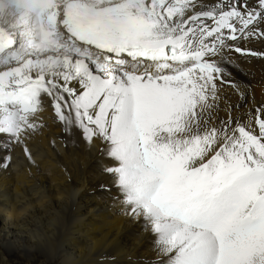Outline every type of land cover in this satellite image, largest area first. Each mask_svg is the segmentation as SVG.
Masks as SVG:
<instances>
[{"label":"snow or ice","instance_id":"1","mask_svg":"<svg viewBox=\"0 0 264 264\" xmlns=\"http://www.w3.org/2000/svg\"><path fill=\"white\" fill-rule=\"evenodd\" d=\"M256 43L264 0H0V167L47 113L99 146L147 264H264Z\"/></svg>","mask_w":264,"mask_h":264},{"label":"bare ground","instance_id":"2","mask_svg":"<svg viewBox=\"0 0 264 264\" xmlns=\"http://www.w3.org/2000/svg\"><path fill=\"white\" fill-rule=\"evenodd\" d=\"M246 67L249 103H264V64ZM45 123L29 142L32 162L17 150L0 167V264H147L149 238L98 187L99 146L47 113Z\"/></svg>","mask_w":264,"mask_h":264},{"label":"rangeland","instance_id":"3","mask_svg":"<svg viewBox=\"0 0 264 264\" xmlns=\"http://www.w3.org/2000/svg\"><path fill=\"white\" fill-rule=\"evenodd\" d=\"M16 262V261H15ZM25 264V263H24Z\"/></svg>","mask_w":264,"mask_h":264}]
</instances>
